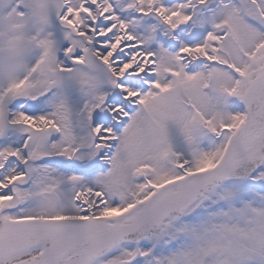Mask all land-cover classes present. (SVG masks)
Segmentation results:
<instances>
[{"label":"snow or ice","instance_id":"6c2138e0","mask_svg":"<svg viewBox=\"0 0 264 264\" xmlns=\"http://www.w3.org/2000/svg\"><path fill=\"white\" fill-rule=\"evenodd\" d=\"M0 264H264V0H0Z\"/></svg>","mask_w":264,"mask_h":264}]
</instances>
